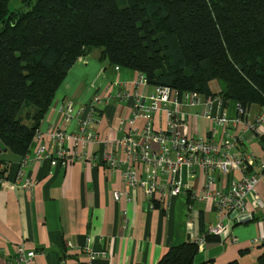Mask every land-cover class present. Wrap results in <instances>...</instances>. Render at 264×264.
<instances>
[{
	"label": "crops",
	"instance_id": "obj_1",
	"mask_svg": "<svg viewBox=\"0 0 264 264\" xmlns=\"http://www.w3.org/2000/svg\"><path fill=\"white\" fill-rule=\"evenodd\" d=\"M139 72L111 64L101 55L100 49L88 48L79 56L61 82L51 105L37 128V134L49 127L66 132L77 129V120L65 121L61 107L72 101L79 107L91 104L94 119L91 129L94 142L81 147L68 141V150L74 158L65 162L55 159L29 160L21 166L23 156L0 151V264H9L14 257L17 245L35 252V264H84L85 256L81 247L89 244L93 249L104 252L96 264H158L159 259L172 246L179 245L203 233L209 224L219 221L216 207L211 201H198L194 197L201 193L203 176L196 169L193 177L182 170L183 181L189 187L185 194L170 199L169 203L156 197L154 206L140 189L129 188L122 176L124 164L112 167L104 160L108 153L114 158L124 159L122 149L115 141L140 129L142 119H132V96L136 92L146 101L154 92V87H136L134 82ZM213 92L223 88L213 80L209 83ZM98 95V101L93 97ZM235 103L226 101L228 116L235 115ZM252 107V106H251ZM249 110L244 120L251 122L261 110L256 105ZM187 119L186 132L195 138L203 137L209 122L201 116L194 117L200 106L184 109ZM155 128L166 129V119L162 111L153 118ZM233 132V129H229ZM236 132V131H235ZM241 131H237L240 133ZM35 133L28 151L33 156L36 146L47 144L43 135ZM221 130L216 127V138ZM137 139L138 136L133 135ZM250 149L262 155L259 138L244 133ZM153 146L156 147L154 144ZM241 153L243 146L234 149ZM10 152V153H9ZM26 154V155H27ZM138 174L146 176L142 165H136ZM31 181L29 189L21 186L11 188L17 172ZM229 172L218 174L216 186L227 189L238 176ZM162 182L165 177L160 176ZM255 190L264 201V177L256 184ZM125 192L118 200L113 192ZM189 206L193 213L190 215ZM237 213L230 212L222 222L230 223ZM264 207L243 222L234 221L231 230L237 242H221L210 236L198 246L194 264H261L264 254L262 244L253 239L264 233Z\"/></svg>",
	"mask_w": 264,
	"mask_h": 264
},
{
	"label": "trees",
	"instance_id": "obj_2",
	"mask_svg": "<svg viewBox=\"0 0 264 264\" xmlns=\"http://www.w3.org/2000/svg\"><path fill=\"white\" fill-rule=\"evenodd\" d=\"M19 2L11 10L0 0V142L16 155L28 153L55 92L88 48L144 74L150 86L219 95L245 112L264 108V0ZM213 80L224 88L211 91ZM197 251L186 241L158 264H194Z\"/></svg>",
	"mask_w": 264,
	"mask_h": 264
},
{
	"label": "built area",
	"instance_id": "obj_3",
	"mask_svg": "<svg viewBox=\"0 0 264 264\" xmlns=\"http://www.w3.org/2000/svg\"><path fill=\"white\" fill-rule=\"evenodd\" d=\"M134 85H148L145 75L139 73ZM153 87L154 92L146 97V101H143L137 92L133 96L129 93L123 94L125 98H132L133 121L142 119L144 125L140 129L132 128L130 133L115 141L122 149L124 159L105 153L104 160L112 167L124 164L121 176L125 184L129 188L140 189L151 199V207L154 206L157 196L169 203L172 197L185 194L189 187L182 178L183 168L191 177L196 169H199L203 176L202 191L194 198L203 202L211 201L216 207L219 221L209 224L206 230L195 236L192 241L199 247L209 236H215L221 242H237L230 223L250 220L256 211L264 207V201L255 190L256 184L264 177V148L260 144L262 155L256 154L244 137V133H249L253 138H264V108H261L251 122H247L244 120L246 112L236 102L235 115L228 116L226 101L219 95L204 97L195 91L179 93L169 86ZM93 100L98 101V95H95ZM196 106H200V111L195 112L193 116H201L209 122L204 136L199 138L186 132L187 115L184 111L185 108ZM160 111L165 115V130L157 129L153 125L154 115ZM61 112L65 121L77 120V129L74 132H66L51 126L42 133L37 134V131L36 136L39 138L44 135L48 142L46 145L36 146L32 157L24 155L21 166L29 160L40 161L48 158L66 163L74 158L68 150V141H73L74 145L80 143L81 147L94 142L91 129L94 107L91 104L79 107L68 100L62 105ZM216 127L221 130V135L217 138ZM229 129H233V132H229ZM133 135L138 138H133ZM240 146H243L244 150L241 153L235 152L234 149ZM136 165H142L144 168V178L138 174ZM229 172L239 175L235 176L227 189L217 187L218 174L225 176ZM160 176L165 177L164 182ZM17 186L25 189L31 186V181L23 177L22 170L17 172L14 182L10 184L11 188ZM122 194L125 192L114 191L112 195L118 200ZM233 211L237 213L235 218L229 220L230 223H223L222 220ZM189 213H193L191 206ZM253 243L264 246V233L255 237ZM81 251L85 256L84 264H96L104 255V252L93 249L89 244L81 247ZM34 257L33 250L19 244L9 264H35ZM61 264L67 262L63 260Z\"/></svg>",
	"mask_w": 264,
	"mask_h": 264
},
{
	"label": "rangeland",
	"instance_id": "obj_4",
	"mask_svg": "<svg viewBox=\"0 0 264 264\" xmlns=\"http://www.w3.org/2000/svg\"><path fill=\"white\" fill-rule=\"evenodd\" d=\"M117 1H118V3H119L120 6H123L125 4L124 3V0H117ZM8 7L11 10L20 7L19 0H9ZM218 82L220 83V85L222 86V88H224V85H225L224 82L223 81H218ZM255 108H256V105H252L250 111H253ZM10 154H12V152Z\"/></svg>",
	"mask_w": 264,
	"mask_h": 264
},
{
	"label": "water",
	"instance_id": "obj_5",
	"mask_svg": "<svg viewBox=\"0 0 264 264\" xmlns=\"http://www.w3.org/2000/svg\"><path fill=\"white\" fill-rule=\"evenodd\" d=\"M7 148L0 142V151H6Z\"/></svg>",
	"mask_w": 264,
	"mask_h": 264
}]
</instances>
